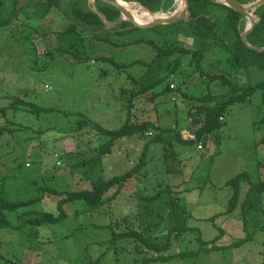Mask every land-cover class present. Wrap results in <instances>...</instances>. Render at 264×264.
<instances>
[{"label":"rangeland","instance_id":"rangeland-1","mask_svg":"<svg viewBox=\"0 0 264 264\" xmlns=\"http://www.w3.org/2000/svg\"><path fill=\"white\" fill-rule=\"evenodd\" d=\"M4 2L6 7L1 13L2 17L17 19L18 23L0 27V108L8 105L12 97H21L37 106L57 110L37 114L7 110L4 116L0 113V126L16 129L10 133L5 131L0 136V176L4 175L2 185L17 189L18 195L7 194L6 197L10 200H27L39 196L40 187H51L59 191L89 189L92 181L120 175L138 162L147 140L134 136L116 139L110 148L111 152L102 156L100 163L89 164L88 159L99 154L98 148L109 137L99 134L90 125L78 130L77 122L81 118L77 113L93 120L92 122L100 123L106 129L119 128L129 113L132 121L145 118L154 120L152 116L155 115L160 126L180 129L184 137H189L192 129L185 131V127H188L187 112L189 107L197 104L189 96H198L208 91L216 96L227 93V88L219 81L207 84L208 77L203 78L199 72H195L186 81L188 70L194 64L189 68L187 58H183L172 79L175 80L174 86L183 81L181 89L187 95L181 92L160 95L156 98L154 107H151L149 97L161 88L160 85L154 91L132 99L129 104L133 93L156 77L163 76L165 67L169 62L173 64L176 55L158 58L150 67L130 66L125 72L116 71L112 62L99 61L97 57H108L116 63L128 64L136 59L150 62L155 50L147 44L114 47L87 36L85 43L93 48L86 54L73 58L71 53L79 52L80 47L72 49L73 47L62 45L56 35V32L63 31L73 21L66 13V5L62 10L53 8L40 21L34 19L31 13V9L36 12L42 10L36 0H19L14 16L10 0ZM88 4L92 9L96 8L95 0H88ZM175 8L174 2L164 13L172 14ZM102 20L106 30L116 26L115 23ZM100 31L101 36L105 35L103 30ZM130 33V36H134V32ZM139 34L145 38H153V34L148 31ZM112 38L116 43L126 40L118 39L115 35ZM171 41L172 37L166 36L164 44L171 47ZM179 41L188 47L194 45L190 39L180 38ZM200 66L201 71L224 73L234 82H264V69L253 65L237 68L230 61L229 55L218 48H212ZM177 70L183 71L180 76ZM127 73L133 76V80L127 77ZM9 121L16 125H7ZM161 147L158 143L149 145L145 166L111 202L91 211L85 209L83 201L69 202L63 205V210L68 215L60 223L40 226L22 223V231L17 235L10 230H2L0 241L8 242H5L4 250L0 243V253L9 261L15 260V264H262L264 215L258 217V223L248 225L247 233L250 237L240 246L203 251L184 259L144 263V258L154 254L153 251L144 247L141 250V244L132 239L113 240V232L119 233L127 227L144 229L151 236L158 235L163 239L168 225L172 224L173 209L168 203L171 197L169 194L161 196L155 202L142 199L154 193L158 184L160 188L165 185L175 188V184L171 182L174 180L171 178L173 174L164 171ZM184 148L192 157L194 176L191 182L197 183L199 190L216 189V193L207 198L210 203L209 214L215 215L218 210L225 209L232 191L230 187L223 185L240 172L249 173L253 183L264 182L262 92L256 91L248 101L234 103L229 107L224 116L220 144L216 146L212 143L208 147V153L200 155L195 145ZM247 188L248 185L242 183V199ZM180 195L184 199L183 194ZM58 198L46 193L41 201L33 204L32 212L24 209L22 221L43 212L57 215ZM261 204L264 209V193L261 194ZM223 206L225 207L222 208ZM237 212L239 210L235 214ZM148 215L149 219L146 220ZM148 220L151 223L161 222V229L152 230L147 225ZM233 220L240 223L241 219L234 216ZM189 223L191 226L195 225L193 221ZM196 226L203 233L202 239L210 237L213 232V226L209 222ZM238 228L240 230V225ZM232 230H235V226H232ZM195 236L196 233H188L185 241L178 240L174 243L171 252L173 249L176 252L198 249ZM240 238L242 237L232 236L219 247L227 246ZM134 242L143 254L135 251ZM28 252L31 255H25ZM97 258L99 260L96 263Z\"/></svg>","mask_w":264,"mask_h":264},{"label":"trees","instance_id":"trees-1","mask_svg":"<svg viewBox=\"0 0 264 264\" xmlns=\"http://www.w3.org/2000/svg\"><path fill=\"white\" fill-rule=\"evenodd\" d=\"M7 1V0H5ZM40 4V12L32 10V17L34 19L43 20L46 18L53 8L62 10L63 6L66 5L68 13L73 21L69 23L68 27L61 32H56L57 37L61 40L62 45L73 47L77 49L80 47L79 52L71 53L73 58L84 55L88 52L90 47L85 43L87 36H91L99 42H104L114 47H126L128 45H139L147 44L153 50H155L154 58L150 62L140 61L139 59L133 60L130 63L114 62L111 58L103 56L97 57L99 61L112 62L116 71H124L130 66H147L154 65L158 58L163 56H174L173 64L169 62L165 67L162 77H156L151 80L147 85L141 87L140 90L133 93L130 96L129 104L132 99L146 94L148 91H154L157 86L161 85V88L155 91L150 97L149 102L151 107H154L156 98L160 95H164L170 92H181L183 81L177 82L174 86L175 80L172 76L175 73V69L180 66L183 58H187V64L189 68L191 64L193 68L187 72L186 81L191 78L195 72H199L203 78L206 76L209 84L211 81H219L221 85L227 88V93L224 95L216 96L208 91L205 94L198 96H189L191 100L197 104L192 105L188 108L187 112V123L188 129H192L189 137H184L180 129H172L169 127L160 126L157 123L155 115L152 119L145 118L142 120L132 121L128 114L126 121L116 129H106L98 122H92L93 120L87 118L82 114L77 115L81 118L77 122V129L82 130L84 127L90 125V127L101 135L109 137V140L102 144L99 149V154L93 158L88 159L89 164L100 163L101 157L110 153L112 146L116 139L129 138L139 136L145 138L147 141L142 147L141 155L138 162L126 170L120 175L113 176L104 180H95L91 182L89 189L79 191H59L51 187L39 188V196L27 200H10L5 196L0 197V225L2 222H6L4 212H13L20 208H26L34 203L41 201L46 193H50L54 196L59 197L57 199V215L43 212L37 216L30 217L24 220L25 224L32 225H43V224H57L67 217L66 212L63 210V205L73 201H83L85 209L88 211L98 209L105 204L114 200L116 195L125 187L126 183L133 177L137 176L142 167L146 164V158L148 153V147L152 143L161 144L163 151L162 161L165 173L179 174L182 170L181 164L183 158L181 154L177 152L175 147H186L195 145V148L199 151L209 149L214 145L220 144V134L222 127L224 126V116L228 111L229 107L234 103H244L250 99V96L256 92H262V102L264 103V82L255 84L247 83L242 84L237 81L231 80L224 73H211L201 71L200 63L203 61L207 53L212 48H218L222 50L226 55H229L230 61L237 67L257 66L264 69V51L255 52L249 47L245 46L241 41V33L245 29L246 19L245 17L231 9L230 7L217 2L215 0H189V17L187 20H181L169 25H158L152 28H137L133 27L131 23L120 20L119 11L101 0H95V9H92L88 4V0H36ZM125 2L139 3L152 13H164L170 9L174 0H123ZM241 4H249L256 0H236ZM19 0H10L12 4V14H16V6ZM4 3V5H3ZM137 4V5H139ZM5 6L4 0H0V27L10 26L12 23H18V20L14 18H4L1 13ZM254 19L256 20L251 31L246 37V41L252 47H263L264 46V4L256 8L253 12ZM12 17V16H11ZM102 19H105L108 23H115L116 26L111 29H104L105 24ZM21 23V22H20ZM19 23V24H20ZM22 24V23H21ZM24 25V24H22ZM103 30L105 35L101 36L100 33ZM130 31L134 32V36H130ZM148 31L153 34V38H145L139 36V32ZM119 37L118 39H126L120 43L113 41V36ZM166 36L172 37L170 47L164 44L166 42ZM181 36V37H180ZM190 39L194 42L192 46H186L183 42L180 43L179 39ZM61 50L65 53L66 50ZM190 55V56H189ZM125 72V71H124ZM179 76L181 72L178 71ZM185 72V71H184ZM177 73V75H178ZM127 77L133 80V76L127 73ZM185 81V80H184ZM206 84V85H207ZM7 110L18 111L23 110L30 113H51L57 112L52 108H43L35 105L32 102H27L21 97H12L11 101L5 107L0 108V113L4 116V112ZM149 111V110H148ZM155 113V112H154ZM150 116V112H149ZM7 125L14 126L13 121H9ZM20 128H25L20 126ZM16 129H7L6 127L0 126V136L8 131L9 133ZM200 146V147H199ZM199 147V148H197ZM246 183L248 185L247 192L244 198H241V185ZM226 187H230L232 191L231 197L227 200V206L221 213H217L208 219L212 223V226L216 228L217 235L214 236L212 241L207 242L202 239L201 233L197 228L188 226L189 220L192 218L187 210L186 201L181 198L183 192L176 191L173 187L165 185L164 188L158 189L154 193L142 199L148 202H155L161 196L169 194L171 197L168 201L173 209V222L168 225L165 232V237L160 239L158 235L151 236L148 231L144 229L136 230L127 227L125 230L117 233L113 232V240L118 239H132L135 242L141 244V250L143 247L147 250L153 251L154 254L144 258V263L152 261H168L172 258H187L193 255H197L203 251L231 249L236 246H240L245 243L250 235L247 233L248 223L246 216L254 214L255 216L264 215L263 207L261 204V194L264 193V182L259 181L253 183L249 173L240 172L236 176L227 180L224 184ZM111 191V193H110ZM110 193V195L108 194ZM239 210V218L242 220V227L246 233V236L242 239L236 240L230 243L229 246H216L215 243L223 235L224 231L218 225L215 224L216 218H222L230 215L231 213ZM149 219V215L146 216V220ZM152 230L159 231L162 223H154L147 221ZM8 225V223L6 224ZM8 227V226H6ZM188 233H196L195 240L198 243V249L188 250L183 249L180 251L171 252V248L174 243L179 241H185ZM184 236V237H183ZM175 239V240H174ZM174 240V241H173ZM192 241V240H191ZM190 241V242H191ZM189 242V243H190ZM99 258L95 260L97 263ZM264 264V255L263 262Z\"/></svg>","mask_w":264,"mask_h":264},{"label":"crops","instance_id":"crops-1","mask_svg":"<svg viewBox=\"0 0 264 264\" xmlns=\"http://www.w3.org/2000/svg\"><path fill=\"white\" fill-rule=\"evenodd\" d=\"M185 128H187V127H185ZM175 148H176L177 152H179L181 154V157L183 158V161L181 164L182 170L179 174L171 175V178H174V180L171 182H173L175 184L174 189L176 191L183 192L182 194H183L184 200L186 201V204H187V210L190 213V215L192 216V218L189 220V222L193 221L195 223L194 226H191L190 223L188 222V226L197 228L200 231V229L196 225L202 224L205 222H209L208 219L214 215V214H209L210 209L208 208V206L210 205V203H208L207 198L210 194H215L216 189L215 188H207V189L204 188V190H199V188H200L199 185H197V183L193 184L191 182L193 179V176H194V171L192 170V167H191L192 157L190 156L189 153H187V151L184 147H175ZM197 151H199V150H197ZM203 152H204V154H206V153H208V150L206 151V149H205ZM200 155H202V151H200ZM3 181H4V175L0 176V197L1 196L6 197L7 194L8 195L15 194L16 196H18L17 195V189H13V188L8 187V186H6V188L3 187V185H2ZM174 181H176V182H174ZM223 186H225V185H223ZM14 200H17V199H14ZM19 200H21V199H19ZM225 206H226V204H225ZM225 206H223L222 208H224ZM24 209L27 212H32L33 211V205L26 207V208L17 209L13 212H4V215L6 217V222L5 223L2 222V224L0 225V231L10 230L12 233H14V235H17L20 231H22L21 226L23 223L22 218H23V215L25 213ZM222 210L221 211L218 210L217 213L218 212L221 213ZM200 211H202V212L204 211L205 213H200ZM238 213L239 212H237L235 214V212H233L226 217H222L221 219L219 217L216 218L215 224L218 225L224 231V235L219 240L216 241V243H215L216 246H220L221 244H225L226 242H228L229 238L232 236L242 237V238H244L246 236V233L242 227L243 226L242 220H240V223L236 220H233L234 216H236V218H239ZM248 217H249V219L247 220ZM258 217L259 216H255L254 214L247 215L246 216V221L248 223L247 225L258 223V220H259ZM20 221H21V223H20ZM7 223H8V225H6ZM209 223H211V222H209ZM231 225L235 226V230H232ZM239 225H240V230L238 228ZM6 226H8V227H6ZM211 226H212V223H211ZM217 232L218 231L213 226V232L210 233V237L203 239V240H205L207 242L212 241L214 236L217 235ZM200 233L203 236V233L201 231H200ZM242 238H240V239H242ZM5 242H8V241L7 240L0 241V243L2 244V250H4L6 248ZM233 242L234 241H231V243H233ZM227 244H229V243H227ZM134 245H135V251L143 254L142 251L138 248V246H136V243ZM229 245H227V246H229ZM222 246H224V245H222ZM25 255H31V253L28 252V253H25ZM15 263H16L15 260L9 261L7 259V257H5V255L0 253V264H15Z\"/></svg>","mask_w":264,"mask_h":264},{"label":"water","instance_id":"water-1","mask_svg":"<svg viewBox=\"0 0 264 264\" xmlns=\"http://www.w3.org/2000/svg\"><path fill=\"white\" fill-rule=\"evenodd\" d=\"M101 1H103L104 3L110 6L115 7L120 13V20L129 22L132 24L133 27H137V28H152L158 25H169V24H173L178 21H181V20H187L189 17V0H182L184 3V9L181 12L171 14L170 16H167L165 18L153 20L152 22H149L147 24H140V23L135 22L132 18V15L128 11H126L116 0H101ZM215 1L220 2L230 7L231 9L242 14L246 19L249 20L250 24L249 25L246 24L244 31L241 33V36H240L241 41L245 46L249 47L255 52H263L264 46L263 47H252L246 41V37L256 22V20L254 19L253 12L256 8L264 4V0H256L249 4H241L237 2L236 0H215ZM139 5L141 6V8L146 10V12H148L149 14L151 15L156 14L146 9L141 4Z\"/></svg>","mask_w":264,"mask_h":264},{"label":"bare ground","instance_id":"bare-ground-1","mask_svg":"<svg viewBox=\"0 0 264 264\" xmlns=\"http://www.w3.org/2000/svg\"><path fill=\"white\" fill-rule=\"evenodd\" d=\"M116 1L126 11H128L132 15V18L135 22L140 23V24H147L149 22H152L153 20L165 18V17L171 15V14L161 13V12H158L156 14L151 15L148 12H146V10L141 8L140 5H137L135 3H127V2H124L123 0H116ZM174 2L176 3V8H175V11L172 12V14L181 12L184 9L183 1L182 0H174ZM246 24L247 25L250 24L249 20H247V19H246Z\"/></svg>","mask_w":264,"mask_h":264},{"label":"built area","instance_id":"built-area-1","mask_svg":"<svg viewBox=\"0 0 264 264\" xmlns=\"http://www.w3.org/2000/svg\"><path fill=\"white\" fill-rule=\"evenodd\" d=\"M200 147V146H199ZM199 147H197V148H199Z\"/></svg>","mask_w":264,"mask_h":264}]
</instances>
